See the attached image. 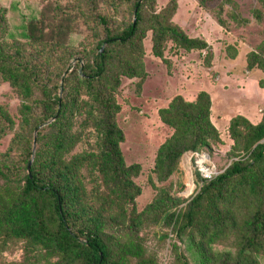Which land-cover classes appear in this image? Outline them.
<instances>
[{
    "label": "trees",
    "instance_id": "1",
    "mask_svg": "<svg viewBox=\"0 0 264 264\" xmlns=\"http://www.w3.org/2000/svg\"><path fill=\"white\" fill-rule=\"evenodd\" d=\"M150 1L133 0L134 20L117 29L107 26L105 16L96 15L104 26V34L95 46L91 64L79 72L68 73L65 69L64 75L53 84V89H58L53 94L45 84L28 78L26 66L20 69L19 64H13L15 55L12 57L5 48V10L0 7V75L38 109L35 114L30 101L22 104V123L31 124L35 132V151L31 152L29 141L22 146L23 156L14 164L0 161V247L21 241L26 250L37 251L39 255L44 251L45 256L58 257L61 264H129L130 257L138 259L136 264H157L154 258L142 257L138 241H119L106 234L109 223L123 221L131 214L133 207L129 210L124 204L131 203L138 193L130 180L137 174V167L126 166L119 150L123 137L114 119L116 106L112 98L118 81L107 75L112 73L109 68L116 58L120 61L121 75L141 73L136 56L141 52L145 30L141 26L143 3ZM174 9L175 3L171 1L163 14L148 19L152 21L147 29L153 33V52L160 54L161 39L167 37L178 47L206 49L209 53L204 41L189 38L170 25L168 19ZM52 28L53 34L65 35L69 31L68 23ZM27 31L34 41L43 39V29L36 22H29ZM101 43L106 48L99 51ZM258 48L260 54L251 52L248 65L264 72V47ZM73 75L70 85L69 78ZM36 89H40V97L35 100L32 96ZM80 92L88 95L85 113L97 133L96 152L69 153L78 137L70 133V121L74 113H80ZM209 105V98L202 91L192 102L174 96L169 106L159 111L161 120L173 128V134L155 153L154 171L158 180L175 170L182 152L195 151L218 140L208 120ZM48 120L51 121L43 129L39 128ZM11 125L10 116L0 108V134ZM227 129L234 140L244 136L242 149L248 154L245 161H231L217 175L200 177L202 184L186 208L178 212L167 208L153 223L164 228L171 226L176 239L185 240L192 248L197 264H258L255 254L264 252V114L256 124L240 115L234 116ZM30 155L33 158L28 163ZM95 174L101 178L103 191L86 185V179L90 182ZM132 224L139 222L135 219ZM161 234L166 236L165 232ZM228 236L233 237L232 251L217 252L211 248L212 243ZM36 260L26 264H37ZM175 260L188 264L181 250L175 253Z\"/></svg>",
    "mask_w": 264,
    "mask_h": 264
},
{
    "label": "rangeland",
    "instance_id": "2",
    "mask_svg": "<svg viewBox=\"0 0 264 264\" xmlns=\"http://www.w3.org/2000/svg\"><path fill=\"white\" fill-rule=\"evenodd\" d=\"M132 1L0 0V7L5 10L6 51L12 57L15 55L13 64H19L20 69L26 66L28 78L45 84L48 92L57 93L53 84L64 75L65 69L68 73L79 72L91 64L95 46L104 34V26L96 20V15L105 16L109 28L123 27L134 20ZM171 1H174L175 9L168 19L170 25L189 38L204 41L209 53L206 49L178 47L167 37L161 39L160 54L153 52V33L147 29L152 21L148 19L160 14ZM143 5L144 23L141 26L145 30L141 52L136 56L141 73L130 77L121 75L120 61L116 58L109 68L112 73L107 75L118 81L112 90V98L116 106L114 119L123 137L119 150L126 166L137 167V174L130 180L138 193L131 203L124 204L129 210L133 207L131 214L128 213L123 221L109 223L106 234L119 241H138L142 257L154 258L157 264H179L175 253L180 250L188 264H197V256L187 242L177 240L171 226L164 228L154 224L153 219L167 208L176 209V212L186 208L202 184L199 178L205 175L197 166L200 161L212 177L231 161L247 158L248 154L242 149L244 136L234 140L227 128L234 116L240 115L256 124L264 114V72L248 65L251 52L260 54L258 47H264V0H152ZM29 22L42 27L41 41H34V36L28 33ZM59 23H68V33L53 34L52 27ZM104 48L106 44L101 43L98 50ZM71 77L74 75L69 78L70 85L74 81ZM39 91H34L33 99L40 97ZM202 91L209 98L208 120L215 128L218 140L208 143L207 147L182 152L175 170L158 180L154 171L155 153L173 134V128L161 120L159 111L166 109L174 96L192 102ZM79 99L80 113H74L70 121V133L78 137L69 153L96 152L97 133L85 113L88 95L80 92ZM29 101L32 100H24L21 91L0 75V108L8 113L12 122L11 127H5L0 134L1 162L14 164L23 156L22 146L29 141L32 153L37 147L31 124L24 126L22 123V104H29ZM31 108L38 113L32 103ZM50 121L39 128L43 129ZM32 158L33 155L28 157V163ZM94 176L90 182L86 179L87 187L92 185L103 191L101 178L97 174ZM135 219L139 224H132ZM163 232L166 236H162ZM232 241L233 237L228 236L212 243L211 248L217 252L232 251ZM35 258L37 264H61L58 257L45 256L44 251L39 255L37 251L26 250L21 241L0 247V264H26ZM255 259L258 264H264V252L256 253ZM128 260L129 264L138 261L134 257Z\"/></svg>",
    "mask_w": 264,
    "mask_h": 264
},
{
    "label": "built area",
    "instance_id": "3",
    "mask_svg": "<svg viewBox=\"0 0 264 264\" xmlns=\"http://www.w3.org/2000/svg\"><path fill=\"white\" fill-rule=\"evenodd\" d=\"M202 159H203V157H202ZM201 164V166H199ZM197 166L200 168V172L202 173H204L205 175H201V178H203V179H208V178H210L211 177V173L208 171L209 169L207 168V167H204V166H202V162L200 161V163L199 164H197Z\"/></svg>",
    "mask_w": 264,
    "mask_h": 264
}]
</instances>
